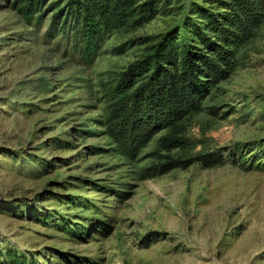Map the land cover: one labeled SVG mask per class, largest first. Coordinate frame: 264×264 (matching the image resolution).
Segmentation results:
<instances>
[{
    "label": "rangeland",
    "instance_id": "rangeland-1",
    "mask_svg": "<svg viewBox=\"0 0 264 264\" xmlns=\"http://www.w3.org/2000/svg\"><path fill=\"white\" fill-rule=\"evenodd\" d=\"M183 1L86 56L72 30L50 27L53 9L30 22L0 0V250L40 264H264V22L189 116L190 153L220 152L219 164L146 177L165 130L134 148L104 125L105 85L177 24Z\"/></svg>",
    "mask_w": 264,
    "mask_h": 264
},
{
    "label": "trees",
    "instance_id": "trees-1",
    "mask_svg": "<svg viewBox=\"0 0 264 264\" xmlns=\"http://www.w3.org/2000/svg\"><path fill=\"white\" fill-rule=\"evenodd\" d=\"M12 3L30 22H40L53 9L50 27L62 35L72 30L86 56L97 53L111 32L139 28L160 10L171 8L170 0H12ZM176 8L184 13L177 24L149 36L141 57L121 71L114 83L105 85L104 125L112 139L116 138L124 147L137 148V142H145L165 130L148 155L153 161L143 170L146 177L187 169L195 163L210 168L224 160L220 152L190 153L193 147L187 136L189 116L200 109L214 87L232 75L240 49L264 22V0H191L188 7L183 1ZM66 196L67 204L91 209L82 197ZM91 223L87 219V224ZM65 224L63 228L77 232L78 237L88 234L86 223ZM0 264L40 262L28 252L10 249L0 250Z\"/></svg>",
    "mask_w": 264,
    "mask_h": 264
}]
</instances>
